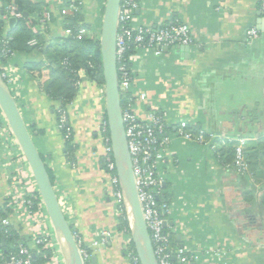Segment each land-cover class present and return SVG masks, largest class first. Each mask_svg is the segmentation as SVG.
Listing matches in <instances>:
<instances>
[{"label":"crops","instance_id":"crops-1","mask_svg":"<svg viewBox=\"0 0 264 264\" xmlns=\"http://www.w3.org/2000/svg\"><path fill=\"white\" fill-rule=\"evenodd\" d=\"M137 1L133 23L158 26L178 19L188 24L194 40L187 49L173 44L159 55L152 50H135L130 55L132 87L147 95V101L137 103L134 110L143 118L146 111L155 108L164 117L171 140L167 161L159 166V173L170 207L165 219L172 245L192 251L219 245L229 252L215 262H208L200 253L195 264H264V182L239 175L207 147L175 134L179 126L201 129L217 137L244 138L245 148L254 147L264 136V14L259 0ZM31 2L42 7L38 22L26 21L31 31L48 41L63 35L61 0ZM100 2L83 0L84 22L99 23ZM46 10L50 19L44 30ZM33 16L27 13L26 18ZM252 27L259 31L258 37L247 41L246 31ZM38 60H43L44 66L30 70L29 63ZM11 63L16 76L11 87L13 98L51 171L70 228L91 251L89 263L132 264L127 256L128 238L117 228L120 211L110 173L101 161L104 142L98 125L105 113L104 86L79 72L77 94L65 107L74 144L71 159L64 150L63 134L56 129L59 102L41 89L46 73L44 56L37 51L17 53ZM12 151L15 147L0 138V206L8 203V179L15 168L7 165ZM24 173L29 189L38 192L28 164ZM7 219L34 252L33 237L40 227L27 225L14 212ZM47 225L53 253L59 264H67L65 248L49 218ZM103 230L109 233L106 242L91 248Z\"/></svg>","mask_w":264,"mask_h":264},{"label":"built area","instance_id":"built-area-1","mask_svg":"<svg viewBox=\"0 0 264 264\" xmlns=\"http://www.w3.org/2000/svg\"><path fill=\"white\" fill-rule=\"evenodd\" d=\"M60 5L59 15L61 17V15L72 12H80L83 0H61ZM137 8V0H120L117 13L115 55L121 119L142 218L158 264H195L200 261V253L205 255V259L208 262H215L216 258L227 256L228 250L223 249L219 245H211L204 247L203 250L192 251L182 246L176 247L172 245L171 236L166 230L167 222L165 219L166 215L170 213V207L167 203L159 202V198L163 197L165 193L164 178L159 173V166L167 161V148L171 141L166 133L167 124L164 117L153 107L146 111L143 118L134 110V106L137 103L147 101V95L145 91H136L132 87L131 53L135 50H152L154 55H159L164 47L173 44L190 46L194 42L191 29L187 23L178 19L158 26L133 23ZM2 9L3 13L0 18L6 24L10 17H14L16 20L22 18V13L10 0L3 1ZM259 9L264 14V0H259ZM49 19L50 14L46 10L43 13L42 24L47 23ZM85 33L86 29L82 27L64 30L65 35H72L76 39H80ZM258 34L259 31L256 28H249L246 31V40L252 41L258 37ZM30 44H35V42L32 40ZM128 51L132 52L128 53ZM15 55L16 52L8 47L7 38H2L0 56L6 60V63L0 65V79L7 86L12 96L11 87L16 81V76L11 59ZM76 85H80V81L76 82ZM55 119L56 129L61 133L64 132V139L69 138L71 136V128L65 107L59 105L56 108ZM106 126H108L107 121L100 119L98 130L104 142L101 161L105 169L110 173L114 201L118 210L121 211V205L123 204L125 207V198L116 171L110 137L103 134ZM175 134L186 141H193L207 147L214 155L217 149V145L213 143L215 138H220L221 144L234 141L233 160L225 166L232 167L241 176H251L244 157V138L217 137L213 133L201 129L194 133L181 126L176 127ZM0 138L4 140L7 146H13L16 149L15 152L12 151L10 159L8 158L7 161L8 166L15 165L8 179V205L22 222L29 226L37 225L40 227L33 237L36 251L38 252L39 245H42L43 249H51L52 254L48 260L51 264H59L57 256L53 253V245L47 233L48 215L43 201L40 195L35 194L33 189H29V182L26 181L27 175L24 173V165L27 166L26 158L21 152L13 132L1 111ZM114 170L116 171L115 173H113ZM1 223L3 225L10 224L7 218L1 219ZM72 235L77 244L82 263L90 264V249L82 244L76 231H73ZM108 237L109 233L107 231H101L98 238L91 242V248L103 245ZM32 255L33 251L27 246L20 245L17 251L8 257L9 260L5 264H32ZM127 256L132 264H141L138 255L133 256L128 253Z\"/></svg>","mask_w":264,"mask_h":264},{"label":"trees","instance_id":"trees-1","mask_svg":"<svg viewBox=\"0 0 264 264\" xmlns=\"http://www.w3.org/2000/svg\"><path fill=\"white\" fill-rule=\"evenodd\" d=\"M10 1L22 13V18L17 19L12 28L9 26L6 27V22L0 18V46L2 38H7L8 47L14 50L16 54L37 51L44 56L46 73L41 81V89L50 99L58 101L61 107H66L77 94L76 82L80 81L79 71H82L87 78L96 82L97 85H104L99 49L101 18L99 23L96 24L84 22L82 11L72 12L63 16L61 15V17L59 15L63 31L67 28L76 29L82 27L86 29V33L80 39H76L72 35L63 34L54 36L48 41L41 33H33L26 25V21L28 20H32L34 24L39 21L40 17H42V12H40L42 9L41 5L32 3L31 0ZM97 1H101L99 13L101 15L100 17H102L105 0ZM98 5L99 2L97 6ZM24 12H27L29 16L33 14L35 16L26 18L23 16ZM42 28L47 30L48 24L43 23ZM32 39L35 40V44H30ZM131 52L132 51H128V53ZM5 63L6 60L0 56V65ZM41 66H44L43 60L30 62L28 65L30 70H37L41 68ZM103 120L107 121L105 113L103 115ZM28 130L32 136L33 133L29 127ZM190 130L196 133L198 129L190 128ZM62 134H64V132H62ZM103 134L109 136L108 126H106V130ZM71 139V137L64 139V150L67 156L72 159L74 144ZM213 143L217 145L215 156L219 161L224 165L230 164L233 160L235 142L221 144V139L215 138ZM40 156L43 160L42 154H40ZM244 157L251 173L250 178H252V180L261 179L264 182V136L258 139L254 147L245 148ZM46 171L53 185V176L47 166ZM115 172L114 170L113 173ZM35 194L39 195L38 192H35ZM167 200L168 196L165 193L163 197L159 198L160 203H167ZM262 202L264 203V192L262 195ZM7 204L8 203L5 202L0 206V239L2 236L5 239V245L0 247V264H5L6 258L15 253L20 245L26 246V239L20 235L18 229L11 224L3 225L1 223V219L8 218V215L13 213L11 207ZM118 222V230L126 234L128 238L127 254L131 253L133 256H137L131 237L127 212L123 204L121 205ZM71 230L72 232L74 231L73 229ZM51 254V249H43L42 245H39L38 252L36 249L33 252L32 264H44L48 261Z\"/></svg>","mask_w":264,"mask_h":264},{"label":"water","instance_id":"water-1","mask_svg":"<svg viewBox=\"0 0 264 264\" xmlns=\"http://www.w3.org/2000/svg\"><path fill=\"white\" fill-rule=\"evenodd\" d=\"M3 1L0 0V15L3 13ZM120 0H105L101 17L99 49L101 56L102 76L104 81L105 114L112 147L116 171L124 193L123 179L127 181L128 200H125L131 237L141 264H158L153 253L150 237L142 218L140 205L132 175V166L124 136L121 119V105L118 91L116 70L115 36L117 31V13ZM27 17V13H23ZM14 17L8 18L10 28L16 23ZM187 49L189 46H184ZM0 111L9 124L13 135L26 158L28 167L35 179L38 192L43 201L45 211L56 235L57 240L65 248L67 264H83L77 244L72 235L62 208L59 204L54 186L52 185L46 166L36 148L28 126L22 118L19 108L0 79ZM5 245V239H0V247ZM8 257L6 262H8Z\"/></svg>","mask_w":264,"mask_h":264},{"label":"bare ground","instance_id":"bare-ground-1","mask_svg":"<svg viewBox=\"0 0 264 264\" xmlns=\"http://www.w3.org/2000/svg\"><path fill=\"white\" fill-rule=\"evenodd\" d=\"M123 187H124V198L127 201L128 200V196H129V193H128V187H127V181H126V179H123Z\"/></svg>","mask_w":264,"mask_h":264},{"label":"rangeland","instance_id":"rangeland-1","mask_svg":"<svg viewBox=\"0 0 264 264\" xmlns=\"http://www.w3.org/2000/svg\"><path fill=\"white\" fill-rule=\"evenodd\" d=\"M57 2H59V0H57ZM98 20H99V17H98Z\"/></svg>","mask_w":264,"mask_h":264}]
</instances>
